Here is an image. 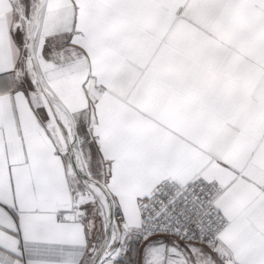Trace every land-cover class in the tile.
I'll list each match as a JSON object with an SVG mask.
<instances>
[{
    "label": "snow or ice",
    "instance_id": "snow-or-ice-1",
    "mask_svg": "<svg viewBox=\"0 0 264 264\" xmlns=\"http://www.w3.org/2000/svg\"><path fill=\"white\" fill-rule=\"evenodd\" d=\"M0 264H264V0H0Z\"/></svg>",
    "mask_w": 264,
    "mask_h": 264
}]
</instances>
